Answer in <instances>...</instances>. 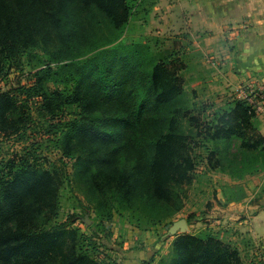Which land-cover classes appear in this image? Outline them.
<instances>
[{"label":"trees","instance_id":"1","mask_svg":"<svg viewBox=\"0 0 264 264\" xmlns=\"http://www.w3.org/2000/svg\"><path fill=\"white\" fill-rule=\"evenodd\" d=\"M131 11L132 0H0V134L26 130L31 114L22 108L40 100L47 134L62 159L74 161L86 195L98 201L113 192L145 230L143 218L159 227L183 208L195 168L191 130L205 128L215 142L236 138L244 153L261 159L264 134L237 100L201 126L183 97L174 55L151 62L148 45L121 40ZM32 62L46 67L32 73ZM18 71L29 83L4 91L1 84ZM70 109L75 115L65 119ZM5 162L0 264H120L102 256L95 235L76 225L79 217L61 219L71 175L25 159ZM244 198L241 191L228 202ZM114 207H99L102 225ZM171 247L169 264H243L239 251L210 231L175 235Z\"/></svg>","mask_w":264,"mask_h":264},{"label":"rangeland","instance_id":"2","mask_svg":"<svg viewBox=\"0 0 264 264\" xmlns=\"http://www.w3.org/2000/svg\"><path fill=\"white\" fill-rule=\"evenodd\" d=\"M171 2L175 0H132V17L121 40L125 39L128 44L148 45L151 62L174 55V63L180 67L178 75L185 102L190 104L191 115L197 116L204 127L218 113L220 115L228 103L235 102L234 85L218 79V72L223 68L212 66L208 61L210 54L195 47L191 26L186 21L176 26L177 22L170 18ZM43 64L32 62L31 67H37L32 73L45 68ZM51 66L55 67V64ZM28 78L27 72H13L1 88L7 91L17 87L18 83L28 84ZM256 80L260 79L253 81ZM48 86L53 90L62 89V86L52 83ZM38 101H31L30 108H22L31 114L26 130L17 134H0V163L25 159L42 169L54 170L63 176L71 175L72 184H67L62 190L61 219L65 221L70 215L79 217L76 225L84 233L95 235L102 256H110L120 264H128L132 258L136 264H169L175 235L210 231L236 248L243 264H264V159L244 153L240 140L233 138L230 142H215L205 128L191 130L194 135L191 145L195 168L191 172V186L183 208L159 227L150 226L145 218L142 219L141 227L145 229L142 235L155 241L147 245L134 236L139 231L136 227L138 217L120 204L119 197L113 192H106L94 201L82 190L73 174L74 161L62 159L61 152L54 145V138L47 134L49 124L38 112ZM67 114L65 119H72L75 109L68 110ZM255 123L260 133L264 134L262 122ZM216 149L220 153L210 155ZM241 191L245 193L243 200L228 202ZM100 204L105 208L115 206L113 219L104 220L103 225L97 215L102 206ZM183 219L187 221V229L169 235L171 223ZM139 253L145 257L137 258Z\"/></svg>","mask_w":264,"mask_h":264},{"label":"crops","instance_id":"3","mask_svg":"<svg viewBox=\"0 0 264 264\" xmlns=\"http://www.w3.org/2000/svg\"><path fill=\"white\" fill-rule=\"evenodd\" d=\"M169 9L177 27L183 21L191 26L195 47L210 54L212 66L223 68L218 72L221 82L236 89L256 78L264 81V0H175ZM138 230L137 241L155 242ZM139 254L137 258L145 257ZM127 263L136 264L133 258Z\"/></svg>","mask_w":264,"mask_h":264},{"label":"built area","instance_id":"4","mask_svg":"<svg viewBox=\"0 0 264 264\" xmlns=\"http://www.w3.org/2000/svg\"><path fill=\"white\" fill-rule=\"evenodd\" d=\"M247 28V24L243 26ZM234 100L245 103L252 113L263 124L264 131V81H250L240 84L235 89Z\"/></svg>","mask_w":264,"mask_h":264},{"label":"water","instance_id":"5","mask_svg":"<svg viewBox=\"0 0 264 264\" xmlns=\"http://www.w3.org/2000/svg\"><path fill=\"white\" fill-rule=\"evenodd\" d=\"M187 227H188V224L186 220L183 219V220L177 221L173 223L170 229L169 235H173V234L175 235L179 230L184 231L185 229H187Z\"/></svg>","mask_w":264,"mask_h":264}]
</instances>
